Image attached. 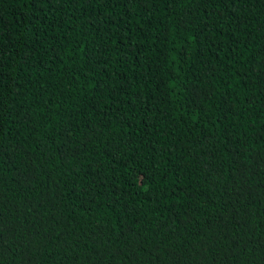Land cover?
Masks as SVG:
<instances>
[{
    "label": "trees",
    "instance_id": "trees-1",
    "mask_svg": "<svg viewBox=\"0 0 264 264\" xmlns=\"http://www.w3.org/2000/svg\"><path fill=\"white\" fill-rule=\"evenodd\" d=\"M0 264H264V0H0Z\"/></svg>",
    "mask_w": 264,
    "mask_h": 264
}]
</instances>
